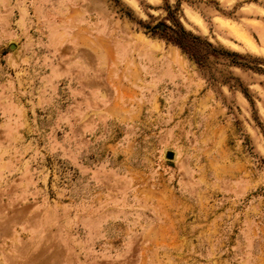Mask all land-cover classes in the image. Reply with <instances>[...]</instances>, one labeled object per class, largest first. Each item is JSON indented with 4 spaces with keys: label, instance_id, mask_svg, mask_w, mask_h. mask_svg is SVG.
Returning <instances> with one entry per match:
<instances>
[{
    "label": "rangeland",
    "instance_id": "1",
    "mask_svg": "<svg viewBox=\"0 0 264 264\" xmlns=\"http://www.w3.org/2000/svg\"><path fill=\"white\" fill-rule=\"evenodd\" d=\"M0 264H264V0H0Z\"/></svg>",
    "mask_w": 264,
    "mask_h": 264
},
{
    "label": "trees",
    "instance_id": "2",
    "mask_svg": "<svg viewBox=\"0 0 264 264\" xmlns=\"http://www.w3.org/2000/svg\"><path fill=\"white\" fill-rule=\"evenodd\" d=\"M162 26H164V25L162 24ZM162 26H161V24H158L157 26H155V28L157 30V29H160V27H162ZM181 34L186 35L187 33L183 31V32H181ZM170 39L172 42L178 44L184 51L189 52L190 49H189L188 45H186L182 40L173 39V38H170Z\"/></svg>",
    "mask_w": 264,
    "mask_h": 264
},
{
    "label": "water",
    "instance_id": "3",
    "mask_svg": "<svg viewBox=\"0 0 264 264\" xmlns=\"http://www.w3.org/2000/svg\"><path fill=\"white\" fill-rule=\"evenodd\" d=\"M166 156L170 158V157L172 156V153H171V152H168V153L166 154Z\"/></svg>",
    "mask_w": 264,
    "mask_h": 264
}]
</instances>
